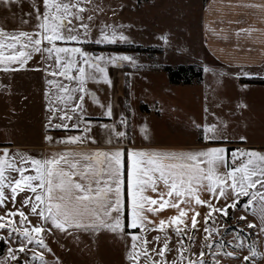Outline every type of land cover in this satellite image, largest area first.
I'll list each match as a JSON object with an SVG mask.
<instances>
[{
    "label": "crops",
    "instance_id": "0c3cea01",
    "mask_svg": "<svg viewBox=\"0 0 264 264\" xmlns=\"http://www.w3.org/2000/svg\"><path fill=\"white\" fill-rule=\"evenodd\" d=\"M109 2L112 4H109L108 0H91V2L82 3L81 6L86 9L82 13L84 19L82 22H73L87 24L89 26L87 36L83 35L85 30L81 28L79 42L69 44L57 42L58 46L79 47L93 57L106 58L133 54L139 56L143 53L132 50H104L102 46L107 44L152 47L160 49L156 55L162 59L101 62L106 70L108 82H105V74L96 73L97 85L96 80H93V90H90V79L87 80L84 87L86 93L91 95L85 94L82 112L69 113L73 119L64 121L70 125H79L78 128L70 129L46 127L52 116V112L49 111V101L55 99L50 95L55 90L47 83L48 80L53 79L47 74L48 66L52 64V61L41 58L39 54H33V59L19 70L0 71V149H8L10 154L20 152L36 158L69 150L94 153L120 149L127 154L131 150L189 152L206 150L210 147L225 148L229 158L237 149L264 154V83L248 81L252 78L264 79V0H203L197 34L201 53L206 59L202 55L204 59L191 58L185 63L164 59L165 53L178 52L171 45L155 46L120 40L116 43L106 41L95 43V40L100 39L102 32L111 31L112 35L114 31L119 39L123 30L129 29L127 25H133V15L129 11H133V6L138 5V0H118L117 2L115 0V4L113 0ZM43 11L42 0L0 3V27L8 32L33 33L38 30L37 25L40 22L38 15ZM89 16L93 19L89 20ZM138 18L136 11L134 20L136 29L141 24ZM150 19L147 18L146 23L142 25L158 27L153 24V19L152 21ZM167 28L169 36L178 35V32L172 34L170 28ZM185 35L189 36L187 33L184 37ZM129 36V33L125 35L126 38ZM90 37H94L95 40H90ZM146 54L149 56L148 53ZM202 62L208 66L209 73L205 75L201 71L200 79L189 83H170L161 68L164 65L176 67L187 64L200 68ZM65 83L75 86L74 82L65 81ZM55 106H60L59 102H56ZM109 108L111 116L106 114ZM187 113L194 117L193 121L187 120ZM122 121L124 123H121ZM52 123H61V121L53 120ZM212 125L217 128L216 133L213 134L217 139L209 141L204 138L206 133L203 129L205 126ZM121 131L125 133V136L118 137L117 132ZM47 136L54 137L56 141L67 136H80L83 142L77 144L51 142L46 139ZM242 137L244 139H241ZM124 191L127 209V164ZM147 195L156 198L155 193L148 192ZM200 195L204 200L211 199L216 207L231 203V200L217 202L208 192H201ZM19 200L20 197H17L15 205L9 202L7 208L13 211L21 208L31 223L20 224V218L17 216L14 218L16 227L22 231L24 227L30 228L33 225L43 224L46 229L51 228V231H46L45 234L49 233L54 240L60 239L62 243L64 242L57 236L61 231L53 228L50 222H42L36 216L30 215L28 208H23ZM248 200L249 197H241V203L235 209L228 210L249 232V239L258 253L257 257H251L250 250L246 247L239 252L233 249L225 251L216 244L208 248L209 242L205 240L203 233L204 227H208L203 223L209 211L206 206H196V211L200 213L197 217L200 221L198 230L189 227L187 235L178 237L169 228L168 237L171 239L175 234L174 239L178 242L185 237L183 241L185 248L188 249L185 256L192 248H197L193 245H198L199 250L196 254L205 253L204 258L207 264H218L219 261L224 264L228 261L238 264H264V232L261 231L264 228V219H262L258 201L254 202V211L253 208L244 209L243 205ZM3 214L4 210L0 209V215ZM192 214L189 212L187 220L189 225ZM127 215L128 212L125 211V216ZM147 215L149 220L159 224L160 220L167 221L170 217L178 215V212L176 209L166 208L158 215L151 213ZM241 216L246 219L241 220ZM220 217L219 213H214V223H217ZM125 223H127L126 220ZM209 223L212 224L213 221L210 220ZM249 224L255 225V228H249ZM8 231V229H0V236L6 238V240H0L3 244L0 261L4 264H39L34 260L31 263L27 257L30 251L37 252L35 247L37 244L34 243V247L29 245L25 252L20 253L17 250L21 246V237L14 233L12 238H7ZM84 232L105 234L107 237H113L112 234H115L124 241H131L129 233L163 236L160 231L142 233L140 229H126L125 232L112 233L103 229L83 231L70 228L67 232H63L67 234V238L66 243L62 245L68 248V261L63 264H84L87 261L92 264L90 257L86 255H83L85 258L83 261L78 260L81 253L73 237L70 238V233ZM193 233L195 236L189 239ZM9 248L16 252L17 260H11L8 254ZM229 252L233 255H226ZM245 256H249L250 260L245 261Z\"/></svg>",
    "mask_w": 264,
    "mask_h": 264
},
{
    "label": "snow or ice",
    "instance_id": "6c2138e0",
    "mask_svg": "<svg viewBox=\"0 0 264 264\" xmlns=\"http://www.w3.org/2000/svg\"><path fill=\"white\" fill-rule=\"evenodd\" d=\"M19 2L20 0H0L3 4ZM42 2L44 11L38 15L40 22L37 31L8 32L0 27V71L19 70L33 59V54L52 61L47 74L53 79L47 83L55 90L50 93L55 99L49 101L52 116L46 127L78 128V124L70 125L64 121L73 119L69 113L83 111L85 94L91 95L86 93L84 87L87 80H96V73H106L101 62L115 63L130 61L132 58L123 55L93 57L79 47L58 46L57 42H79L81 28L85 30L83 35L87 36L89 26L73 21H83L82 13L86 9L81 4L91 0ZM88 19L92 20L93 17L89 16ZM119 39L126 37L121 35ZM105 41L116 43L115 32L111 36L102 35L95 43ZM13 65L19 67L13 68ZM104 79L108 82L106 74ZM65 81L74 82L75 86ZM56 102L60 106H55ZM106 114L112 115L110 108ZM53 120L61 123L53 124ZM203 131L206 133V140L217 139L213 135L217 131L215 125L205 126ZM117 136L123 137L125 133L117 132ZM46 139L64 144L83 142L80 136H67L59 141L51 136ZM126 164L127 209L124 191ZM148 192L155 193L156 198L147 195ZM201 192H208L217 202L231 200V203L216 207L211 199H202ZM17 197H20L21 206L28 208L30 215L42 222H50L53 228L61 232H67L70 228L83 231L103 229L112 233L125 232L126 229H140L142 233L160 231L163 236H156L153 240L156 243L163 240L162 247L158 251L151 249L160 260H153L147 247L151 242L137 233H129L132 243L126 258L131 264H140L141 258H145L146 264H167L166 253L171 242L167 230L171 228L178 237L187 235L189 227L198 230L200 221L197 217L200 213L196 211V206H206L209 209L203 219V223L208 225L210 220L215 222L214 213L227 216L229 208L235 209L241 203V197H249L243 205L244 209L253 208L254 202L258 201L264 219V154L237 149L229 158L225 148L210 147L189 152L131 150L127 154L120 149L94 153L69 150L36 158L26 153L10 154L8 149H0V209L4 210V214L0 215V229L9 230L7 238H12L14 233L19 234L21 246L17 251L20 253L25 252L27 245L33 243L50 252L42 233L50 232L51 228L46 229L43 224H38L30 228L24 227L21 231L16 227L14 218L17 216L20 224L31 223L21 208L14 211L7 208L9 202L13 205L17 203ZM166 208L176 209L178 215L167 221L162 219L159 224L149 220L148 213L158 215ZM125 211L128 212L127 216L124 215ZM189 212L193 213L190 225L187 223ZM240 219L246 217L241 216ZM248 227L255 228V225L249 224ZM203 230L207 234L205 240H209L214 233L218 234V230L210 226ZM261 231L264 232V228ZM0 240L6 238L0 236ZM179 245V264H184L185 261L187 264H205V253L201 252L196 260H191L184 255L188 249L182 239ZM243 246V241L235 245L237 248ZM207 247L212 248V244L209 243ZM249 249L251 257L258 256L253 246H249ZM8 254L11 260L18 259L11 248L8 249ZM226 255L233 254L229 252ZM33 259L46 264L43 254H36L34 250ZM244 260L248 261L250 257L245 256ZM0 264L4 262L0 261ZM173 264H177V261H173Z\"/></svg>",
    "mask_w": 264,
    "mask_h": 264
},
{
    "label": "rangeland",
    "instance_id": "374dc122",
    "mask_svg": "<svg viewBox=\"0 0 264 264\" xmlns=\"http://www.w3.org/2000/svg\"><path fill=\"white\" fill-rule=\"evenodd\" d=\"M109 4H112L109 2ZM114 4H115V0ZM118 0H116L117 2ZM203 0H138V5L133 6L132 10L129 13L133 15V25H127L128 28L126 31L129 33V38L126 39H117L121 42H136L140 44H152L155 46H166L171 45L177 49L178 52L169 51L165 53L164 59H168L170 62L178 61V62H188L189 59H204L205 56L201 53L199 41H198V23H199V15L200 8ZM130 9V8H128ZM111 10V9H108ZM138 14V21L141 23L139 28L136 29L135 20V12ZM153 19V24L158 27L142 25L144 22L146 23V19ZM167 26H165V25ZM119 27V25H118ZM170 28V32L173 34L178 32V35L169 36L167 33L168 28ZM120 28V27H119ZM109 31V29H108ZM107 31V32H108ZM123 30L122 35L125 37L128 33ZM189 34V36L184 37V34ZM107 34L111 36V31L108 33H101L102 35ZM197 35V37H196ZM96 38L97 35H95ZM90 40H95L94 37H90ZM170 46V47H171ZM154 53V54H153ZM160 54V53H159ZM146 53H141L139 56L137 55H126L131 57L132 59H162V57L157 56L156 52L149 53V56H146ZM204 56V58L202 57ZM147 57V58H146ZM206 59V58H205ZM187 60V61H186ZM200 70L205 73H209L208 66L205 63H200ZM98 80H96L97 85ZM90 90H93V80L90 79ZM187 120L193 121L194 117L190 116L187 113ZM208 226L216 228L218 230V234L214 233L212 235V239L208 240L212 245L216 244L217 246L223 248V250L233 249L234 251H241L243 248L249 249V246L252 245V241L249 239V232L245 230V228L237 222V219L232 215V212L228 210L227 216H221L218 218L217 223H209ZM244 231V232H243ZM205 236L207 235L203 232ZM237 233H239V238H237ZM245 233V234H244ZM70 238L73 237L78 250L81 255L80 258L82 261L85 259L83 255L89 256L92 264H131V262L126 258L127 253L130 251V246L132 241H124L122 238L118 237L115 234H112L113 237H107L105 234H95L84 232L81 234L70 233ZM142 237H146L148 241L151 243L148 244L149 255L152 256L153 260H160V257L157 256L154 252H151V249L155 248L157 251L160 247H162L163 240L159 243H156L153 238L154 236L142 235ZM173 238L170 239L169 243V251L166 253V262L167 264H173V261H177L179 264V256L177 249L180 247L179 242ZM245 235V236H244ZM42 236L45 240V243L48 245V248L51 249L49 252L47 249L40 248L38 245L36 254L42 253L44 256V261L46 264H63V262L68 261L67 259V249L63 247L62 244L66 243L67 234L60 232L58 237H60L64 242L59 240H54L50 234L42 233ZM195 234H191L189 237H193ZM243 236V237H241ZM156 237V235H155ZM185 241V237L183 238ZM122 241V243H121ZM243 241L246 246L242 248H237L235 245L239 244ZM202 243V241H201ZM208 243V244H209ZM34 244V243H33ZM33 244H29L32 245ZM207 244V245H208ZM1 245V241H0ZM29 245L27 247H29ZM185 246V245H184ZM189 246H192L189 244ZM197 248H192L190 253H187V257L191 260H195L196 253L199 248L198 245H193ZM34 247V246H33ZM116 248V252H115ZM225 248V249H224ZM1 249V247H0ZM250 250V249H249ZM185 254V253H184ZM192 255V258H191ZM199 255H197L198 258ZM29 260L31 263L34 260L35 262L41 264L39 259H33V251L29 252ZM87 258V257H86ZM222 258V255H221ZM77 259V258H75ZM223 259V258H222ZM228 259V258H226ZM230 260V259H229ZM217 262V260H214ZM236 262V261H235ZM84 264H90L89 261L84 262ZM140 264H146L145 258H141ZM187 264V261L184 262ZM207 264V263H205ZM217 264V263H214ZM218 264H224L221 261ZM225 264H238L228 261Z\"/></svg>",
    "mask_w": 264,
    "mask_h": 264
},
{
    "label": "trees",
    "instance_id": "16d2710c",
    "mask_svg": "<svg viewBox=\"0 0 264 264\" xmlns=\"http://www.w3.org/2000/svg\"><path fill=\"white\" fill-rule=\"evenodd\" d=\"M102 48L104 50H117V51H139L145 53L159 52L160 49L152 48V47H140V46H131V45H116V44H107L103 45ZM162 70L166 73L168 77V81L170 83H189L193 80L198 81L201 77V70L199 67H195L194 65H179L176 67H171L169 65H164L161 67ZM249 82L253 83H264V79L252 78L248 79ZM125 215V213H124ZM2 251L3 244L0 245Z\"/></svg>",
    "mask_w": 264,
    "mask_h": 264
}]
</instances>
